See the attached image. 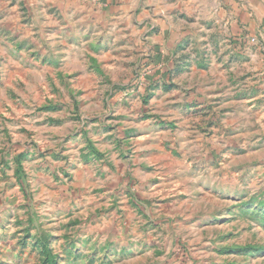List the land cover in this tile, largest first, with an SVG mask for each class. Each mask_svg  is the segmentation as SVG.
Wrapping results in <instances>:
<instances>
[{
	"label": "rangeland",
	"instance_id": "1",
	"mask_svg": "<svg viewBox=\"0 0 264 264\" xmlns=\"http://www.w3.org/2000/svg\"><path fill=\"white\" fill-rule=\"evenodd\" d=\"M100 4L0 0V264H264V43Z\"/></svg>",
	"mask_w": 264,
	"mask_h": 264
},
{
	"label": "crops",
	"instance_id": "2",
	"mask_svg": "<svg viewBox=\"0 0 264 264\" xmlns=\"http://www.w3.org/2000/svg\"><path fill=\"white\" fill-rule=\"evenodd\" d=\"M100 9L108 13L147 9L146 13L169 16L179 14L181 20L196 25L220 22L230 36L245 35L264 43V0H100ZM218 12L214 9L216 6ZM142 10V11H143ZM264 46V44H263Z\"/></svg>",
	"mask_w": 264,
	"mask_h": 264
}]
</instances>
